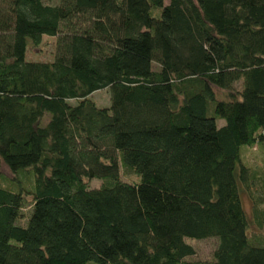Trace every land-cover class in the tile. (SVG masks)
Returning a JSON list of instances; mask_svg holds the SVG:
<instances>
[{
    "label": "trees",
    "instance_id": "obj_1",
    "mask_svg": "<svg viewBox=\"0 0 264 264\" xmlns=\"http://www.w3.org/2000/svg\"><path fill=\"white\" fill-rule=\"evenodd\" d=\"M255 142L264 0H0V163L30 177L0 180V264H193L206 236L211 264H264Z\"/></svg>",
    "mask_w": 264,
    "mask_h": 264
},
{
    "label": "rangeland",
    "instance_id": "obj_2",
    "mask_svg": "<svg viewBox=\"0 0 264 264\" xmlns=\"http://www.w3.org/2000/svg\"><path fill=\"white\" fill-rule=\"evenodd\" d=\"M53 40V36L42 34L37 44L27 45L25 50L26 58L39 60L50 59L53 50ZM152 65H154V63H152ZM89 97L94 101V103L98 105H105L108 103V92L104 88H100L90 92ZM222 122L223 119L221 117H215V123L217 125ZM239 150L242 162L248 165L253 175V182H250L249 186L247 185L248 188L246 187L239 191L241 205L246 213V216H249V209L251 208L252 201L247 193H249L250 191L252 193L255 187L259 193L261 182L260 176L264 174V147L263 145L255 142L251 145H241L239 147ZM119 176L120 178L127 180H132L135 177L133 173L122 168H120ZM2 177H13V179H18V184H21L22 187L28 188L26 184V180L30 179L28 173H21L18 171L12 173L3 163H0V180H3ZM85 181L87 186H96L99 184L100 179L91 177L89 179H86ZM25 196L26 199H29L28 193H25ZM250 221L251 220H249L247 229L248 233L259 235V228L254 226V223ZM17 222H22V220L20 219ZM185 240L189 242L193 247V253L185 257L188 262L192 261L193 264H211V251L215 245L214 236H206L202 238L186 237Z\"/></svg>",
    "mask_w": 264,
    "mask_h": 264
}]
</instances>
